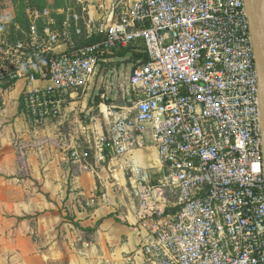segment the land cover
<instances>
[{"label":"built area","instance_id":"1","mask_svg":"<svg viewBox=\"0 0 264 264\" xmlns=\"http://www.w3.org/2000/svg\"><path fill=\"white\" fill-rule=\"evenodd\" d=\"M75 1L27 7L14 35H0V115L21 82L27 120L57 119L72 93L96 88L115 49L142 45L133 105H105L108 129L93 147H62L81 171L157 148L156 166L123 164L120 179L112 174L131 202L122 219L139 236L128 262L264 264V115L246 0H113L94 23L88 8L104 10L106 0ZM81 130L93 133L90 122ZM109 200L107 192L91 199Z\"/></svg>","mask_w":264,"mask_h":264},{"label":"crops","instance_id":"2","mask_svg":"<svg viewBox=\"0 0 264 264\" xmlns=\"http://www.w3.org/2000/svg\"><path fill=\"white\" fill-rule=\"evenodd\" d=\"M112 1H105L104 10L97 3L91 5L87 18L99 21ZM22 89L20 82L6 96L17 91L20 97ZM80 92L72 93L68 102ZM9 112L8 108L0 115V127L5 128L0 129V264H138L128 258L138 250L139 236L122 219L132 209L131 202L125 188L114 186L112 174L120 179L123 164L156 166L157 148L150 145L123 159L94 160L93 170L81 171L53 139L93 147L108 129L104 115L85 121L91 123L92 134L82 133L77 118L75 128L58 135L37 128L10 131L5 125L13 115ZM24 117L27 120L25 113ZM102 192L111 202L93 203L92 197Z\"/></svg>","mask_w":264,"mask_h":264},{"label":"rangeland","instance_id":"3","mask_svg":"<svg viewBox=\"0 0 264 264\" xmlns=\"http://www.w3.org/2000/svg\"><path fill=\"white\" fill-rule=\"evenodd\" d=\"M75 0H0V35L11 36L16 30V22H21L24 18L25 9L29 6L40 5L50 7L53 11L68 6H74ZM22 23V22H21ZM134 64L131 54L124 57H114L110 62L103 64L102 72L97 81L96 88L90 91H81L78 97L65 104L62 113L63 119H49L38 125L30 127L24 117L22 108V94L12 91L7 94V110L10 109L5 123L10 131H25L37 128L38 130L50 131L51 133H68L79 122H85L92 116L101 118L106 106L113 110L120 111L123 107H131L135 101L133 92L129 87L131 68ZM113 106V107H112ZM59 120V121H58ZM0 129H5L3 126ZM60 146L66 142L65 139L55 138Z\"/></svg>","mask_w":264,"mask_h":264},{"label":"water","instance_id":"4","mask_svg":"<svg viewBox=\"0 0 264 264\" xmlns=\"http://www.w3.org/2000/svg\"><path fill=\"white\" fill-rule=\"evenodd\" d=\"M259 56L260 93L264 115V0H246ZM263 60V66L262 61Z\"/></svg>","mask_w":264,"mask_h":264},{"label":"trees","instance_id":"5","mask_svg":"<svg viewBox=\"0 0 264 264\" xmlns=\"http://www.w3.org/2000/svg\"><path fill=\"white\" fill-rule=\"evenodd\" d=\"M35 6L44 7L40 5H34L31 7H35ZM24 20H25V13H24V18L21 22L24 23ZM128 54H131V58L133 59L134 63H136L139 60L146 61V54L142 49V45H135V46H129L127 48L115 49L111 56L112 57H124Z\"/></svg>","mask_w":264,"mask_h":264},{"label":"bare ground","instance_id":"6","mask_svg":"<svg viewBox=\"0 0 264 264\" xmlns=\"http://www.w3.org/2000/svg\"><path fill=\"white\" fill-rule=\"evenodd\" d=\"M261 61H262V63H261V64H262V66H263V60H262V58H261ZM263 68H264V66H263Z\"/></svg>","mask_w":264,"mask_h":264}]
</instances>
